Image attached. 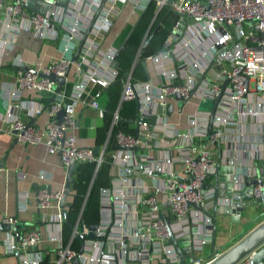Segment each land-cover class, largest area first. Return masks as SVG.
Here are the masks:
<instances>
[{
	"label": "built area",
	"instance_id": "built-area-1",
	"mask_svg": "<svg viewBox=\"0 0 264 264\" xmlns=\"http://www.w3.org/2000/svg\"><path fill=\"white\" fill-rule=\"evenodd\" d=\"M27 1L0 0V55L12 47L19 30H28L38 38L52 40L59 51L58 58L39 72L63 75L70 63L73 73L71 79L69 72L65 76L59 99L42 105L36 99L24 98L23 92L29 89L46 96L55 94L54 81L33 70H17L8 105L0 112V119L17 141L43 143L47 152L57 154L65 167L71 160L74 163L88 160L94 162L95 171L108 158L110 171L107 183L97 189V217L91 222L95 230L105 231L104 238L83 239L81 250L79 245L71 244L73 239L79 241L76 234L86 233L90 224L81 217L85 196L70 220L68 240L64 242L61 238L64 219L57 204V209L48 218L44 217L55 232L48 238L57 242L50 264H70L73 257L80 264H152L164 260L176 263L169 233L174 238L187 235L194 251L201 250L209 242L212 231L208 215L213 208V188L208 185L210 172L224 163L238 169L231 187L236 202L240 199L238 184L257 170L246 165L241 157L250 162L258 159L264 167V0H153L149 26L163 6L174 15L154 52L145 55L142 43L137 48L136 55L147 58L157 81L136 79L127 72L110 130L120 118L121 102L129 99L137 103L129 119L139 121L138 130L134 134L120 129L113 135L109 132L97 153L75 141L72 131L75 105L86 92L91 95L89 105L98 107L101 89L116 77V71L112 70L116 47L103 49L99 40L110 31L121 4L127 2L129 14L138 16L151 0H104L77 62L71 60L76 46L73 38H80L100 0H46L42 10H35L31 16L25 7ZM32 3L41 5L39 0ZM94 50L96 55L89 59ZM15 61L21 64L18 56ZM68 83L70 87L66 91ZM88 85L96 88L90 91ZM174 93L179 97L175 98ZM217 95L211 129L207 132L211 101ZM192 97H205L209 104L187 112L184 129L169 122L166 114L159 111L171 102L180 106ZM61 108L64 113L58 120L56 112ZM41 111L47 115L42 125L23 120V114L31 117ZM153 115L154 122L150 123ZM247 121L253 123L255 135L242 142L238 124ZM153 131L173 142L171 147H158L162 151L159 156L138 151L156 137ZM108 141L124 148H115L105 157ZM216 146L234 149L228 157L222 151L221 159L215 160ZM156 172L162 173L159 181H154ZM130 176H144L149 183L141 182L138 192L130 196L126 194ZM261 179L262 184L251 188L255 196L264 185V175ZM61 194L62 189L48 191L39 187L35 206H51ZM1 221L8 224L1 239L5 252L16 253L17 264H40L43 255L37 247L39 231L32 226L17 228L13 215L3 214Z\"/></svg>",
	"mask_w": 264,
	"mask_h": 264
},
{
	"label": "crops",
	"instance_id": "crops-1",
	"mask_svg": "<svg viewBox=\"0 0 264 264\" xmlns=\"http://www.w3.org/2000/svg\"><path fill=\"white\" fill-rule=\"evenodd\" d=\"M27 12L29 13L28 9ZM129 16L133 19L137 17V15L129 14V5L125 2L121 4L120 11L114 17L110 31L99 40L103 49L110 48L111 46L117 48L119 46L121 43L119 35L123 29L122 23L125 20L127 22ZM126 22L124 23L125 25ZM137 48L133 51L130 60H122L120 64L118 59L114 57L112 70L116 71V77L101 89V94L98 97V107L89 105L91 95L86 92L83 93L81 100L76 103L74 128L72 131L75 136V141L79 146L94 147L98 145L100 150L103 148L109 132L111 135L118 129L133 134L137 132V125L129 119L134 115L136 110V102L132 99L121 102L118 108L120 118L113 124L110 130L112 114L117 108L121 86L127 72H130L132 77L136 79L157 81L147 58H145V65L140 62L142 58L136 55ZM15 56L20 58L21 64L16 63ZM58 56L59 51L56 49L55 43L52 40L38 38L28 30H19L15 35L12 47L4 49L0 55V112L8 105V94L13 85L14 74L17 70L29 69L39 72L44 65L57 59ZM69 73V79H71L73 67L69 69ZM69 87L68 83L64 90L67 91ZM95 88V85H88L90 91ZM52 96L53 93L46 96L29 89L23 92L24 98L36 99L42 105L47 104ZM197 103L198 99L194 97L180 106L176 102H171L172 110L169 114H166V119L174 123L179 129H184L186 127L185 114L197 108ZM22 117L27 124L30 122L29 124L40 126L46 120L47 115L44 111H41L31 117L25 114ZM253 127L254 125L251 121L240 122L238 124V128L242 129L238 132L242 142H248L254 137ZM153 133L156 137L147 146L138 148V151H144L151 156H159L162 154V151L158 147L168 148L173 145V142L172 140L158 137V132L156 131H153ZM113 145L112 142L108 141L104 148L105 157L108 156V153L115 151V148H112ZM233 149L216 146L213 157L215 160L221 159L222 151L225 152L223 156L228 157ZM238 156L240 157L241 155L238 154ZM134 159L136 158L134 157ZM241 159H243L246 165L250 164L259 171H264V167L258 159L252 160L253 162L246 160L244 157H241ZM107 162L106 167L102 169L100 176L96 179L97 184H99L98 186L106 184L110 176L108 159ZM66 169L67 167L62 165L58 155L47 152L43 143L30 144L17 141L11 131L7 129L5 122L0 119V221L3 214L13 215L17 219V228L32 226L39 231L40 239L37 247L43 255L40 264H50V261L56 254L55 248L57 242L48 238L49 234H54L55 232L52 224H49L44 217L48 218V214L57 209L58 202L55 201L48 207L37 208L35 206V193L39 187H44L48 191L62 189ZM78 171L84 180L88 181V185L85 187L84 198L93 181L95 173L94 166L92 168L88 160H81L74 163L71 175L76 178ZM161 176L162 173L156 172L154 181H159L158 177ZM208 181L211 182L212 178L208 177ZM141 182L146 184L149 183V180L144 176H130L126 186V194L132 196L137 193L138 186ZM70 186V193L65 198L66 203L72 199L75 193L73 183ZM97 200L98 190L96 194V208ZM65 208L67 209L66 205ZM252 209L253 206L247 203L245 210L237 214L238 220H232L230 213L222 211L214 215L211 238L198 251V255L202 258L200 264H205L213 259L215 254L221 253L235 244L249 230L264 219V213L253 217L255 212ZM4 231L5 229L0 228V264H17L16 254L6 253L1 243ZM61 238L64 242L68 240L62 231ZM71 244L75 246L79 245V241L73 239Z\"/></svg>",
	"mask_w": 264,
	"mask_h": 264
},
{
	"label": "water",
	"instance_id": "water-1",
	"mask_svg": "<svg viewBox=\"0 0 264 264\" xmlns=\"http://www.w3.org/2000/svg\"><path fill=\"white\" fill-rule=\"evenodd\" d=\"M46 0H39L40 6L33 5V0H28L26 3V8L30 12V16L35 10L41 11ZM104 0H100L97 8L93 12L91 18L87 22L82 35L80 38H73V42L76 44L72 54L71 60L74 62L78 61L79 52L81 46L85 44V41L90 33L91 24L99 11L102 3ZM170 9V8H169ZM136 21L132 24L129 28L121 43L116 48V54L125 44L127 38L129 37ZM96 51H93V54L89 57V59H93L96 55ZM140 62L145 65V58H142ZM71 68V64L69 63L64 68L63 75H57L53 72L48 74H43L38 72L40 76H45L48 79L54 81L53 89L55 94L51 97V100L59 99V92L61 91V86L65 83L66 79L65 76L68 74L69 69ZM194 89L190 90V93H193ZM174 97L178 98V93H174ZM218 100V95L214 97L211 101L209 118L207 121V132L211 129V122L212 116L215 108L216 101ZM136 102V101H135ZM137 106V103H136ZM172 110V104L169 103L167 106L163 108H159V111L169 114ZM64 110L61 108L56 112V118L59 120L63 115ZM132 121V120H130ZM136 125L139 124L138 120L133 121ZM154 122V115L150 120V123ZM30 122H28L29 124ZM112 148H124L118 147L113 145ZM93 151L97 153L99 151V146L96 145L92 147ZM74 162L71 160L66 169V174L64 178V185L62 188V194L58 200V206L60 207V212L62 213L64 223L67 225H71V221L67 215V211L64 209L67 203L65 202L66 196L70 193L71 186L70 184L75 181V178L71 175L73 171ZM238 172V169L231 163L227 164H218L214 167V169L210 172L209 176L212 178V181L208 183L209 186L213 188V208L211 213L208 214L211 219L212 227L214 224V215L217 212H225L230 213V218L232 220H238L237 214L240 211L245 210V206L247 203L253 206L252 211L255 212L253 217H256L262 213H264V185L260 187V193L255 196L251 192V188L253 185L259 183L262 184L261 176L264 175V171L261 172L258 169L256 173L250 177H244L240 184L239 192V200L232 199V185L234 175ZM197 207V206H196ZM247 223V222H245ZM8 224L0 221V228L7 229ZM105 231L103 230H95V224L90 223L87 226L86 233H77L76 236L79 238V247L78 249L81 250L83 239L85 238H104ZM169 241L172 243L176 256L177 262L176 263H169L167 260L164 261H156L152 264H200L202 258L198 255V251L195 252L191 240L187 235H183L178 238H174L171 233H169ZM256 249V250H254ZM216 253V252H214ZM16 254V253H15ZM70 264H80L79 260L76 257H73ZM205 264H264V219L261 220L257 225H255L251 230H249L240 240H238L235 244L228 247L226 250L222 251L221 253L215 254L214 258L210 261L206 262Z\"/></svg>",
	"mask_w": 264,
	"mask_h": 264
},
{
	"label": "trees",
	"instance_id": "trees-1",
	"mask_svg": "<svg viewBox=\"0 0 264 264\" xmlns=\"http://www.w3.org/2000/svg\"><path fill=\"white\" fill-rule=\"evenodd\" d=\"M153 8H154V2L151 0L146 9L136 17V24L134 25L129 37L127 38L125 44L123 47L119 50V52L116 54V58L119 61V64L122 62V60H130L132 57L133 49L135 46L132 45L131 40L133 39L134 33L137 31L139 26H143V30L145 26L149 23V17L152 16L153 14ZM174 15L171 13V11L166 7L163 6L161 7L157 14H156V21L158 22L157 24L154 25V28L150 32L148 38L144 41L142 47H143V52L145 55H149L152 52H154L164 35L166 34L172 19ZM154 23V22H153ZM151 24V26L153 25ZM163 32L162 36L159 37V33ZM127 33V32H126ZM157 35V36H156ZM125 36V35H124ZM107 159L105 158L97 167L94 173L93 181L91 182V185L87 191L86 194V199L82 208V220L91 223L96 220L97 214H96V194H97V189L98 185L96 182V179L100 176V173L102 172V169L106 167L107 165ZM89 163L95 167L93 161H89ZM88 185V181L84 180L80 172H77V176L75 178V181L73 182V189L75 190V193L73 194L72 199L67 203V214L70 220H73L75 215L77 214L80 204L83 201V196L85 192V187ZM62 233L67 236L69 233V226L67 224H63L62 226ZM64 238V236H63Z\"/></svg>",
	"mask_w": 264,
	"mask_h": 264
},
{
	"label": "rangeland",
	"instance_id": "rangeland-1",
	"mask_svg": "<svg viewBox=\"0 0 264 264\" xmlns=\"http://www.w3.org/2000/svg\"><path fill=\"white\" fill-rule=\"evenodd\" d=\"M153 15V14H151ZM152 16L149 17V19H151ZM127 19H129L127 22L126 20L122 23L123 25V29H122V33L119 35L120 40H122V38L124 37V35L126 34V32L129 30V28L132 26V24L136 21V18L133 19L131 18V16H129ZM126 22V25L124 24ZM158 22L155 21L153 23L152 26H149V24H147L143 30V26H139L137 31L134 33L133 35V39L131 40L132 45L135 46V48L133 50H135L137 47L140 46V44L144 43V41L148 38L150 32L152 31V29L154 28V25L157 24ZM121 25V27H122ZM163 34V32L159 33V37H161ZM157 36V35H156ZM193 104H195V102H193ZM209 102H207V98L202 97L200 99H198V103H197V108H202L204 105L208 106ZM205 106V107H206Z\"/></svg>",
	"mask_w": 264,
	"mask_h": 264
}]
</instances>
